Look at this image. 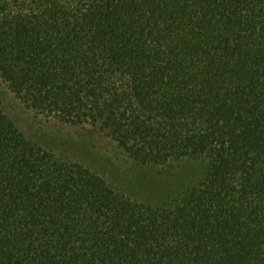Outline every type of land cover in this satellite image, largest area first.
Masks as SVG:
<instances>
[{
	"label": "trees",
	"instance_id": "obj_1",
	"mask_svg": "<svg viewBox=\"0 0 264 264\" xmlns=\"http://www.w3.org/2000/svg\"><path fill=\"white\" fill-rule=\"evenodd\" d=\"M6 92L203 176L133 199L28 138ZM0 264H264V0H0Z\"/></svg>",
	"mask_w": 264,
	"mask_h": 264
},
{
	"label": "rangeland",
	"instance_id": "obj_2",
	"mask_svg": "<svg viewBox=\"0 0 264 264\" xmlns=\"http://www.w3.org/2000/svg\"><path fill=\"white\" fill-rule=\"evenodd\" d=\"M1 106L28 138L58 156L96 170L133 199L162 200L173 189L198 182L206 167L205 158H183L165 166L140 164L99 128L72 126L57 118L45 117L11 92L4 94Z\"/></svg>",
	"mask_w": 264,
	"mask_h": 264
}]
</instances>
